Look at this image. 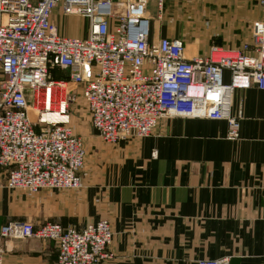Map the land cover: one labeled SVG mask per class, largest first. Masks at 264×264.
Listing matches in <instances>:
<instances>
[{
	"label": "built area",
	"instance_id": "obj_1",
	"mask_svg": "<svg viewBox=\"0 0 264 264\" xmlns=\"http://www.w3.org/2000/svg\"><path fill=\"white\" fill-rule=\"evenodd\" d=\"M153 1L161 21L165 0H0V166L8 189L29 195L81 189L86 145L70 125L78 94L109 145L150 137L172 118L225 120L227 138H239L234 93L253 87L264 93V21L252 24L251 41L239 50L212 45L205 56L189 58L182 40L151 39ZM56 12L86 20L87 37L62 36ZM56 71L65 77L55 78ZM113 237L104 219L81 229L9 222L0 227V264L5 244L15 240L55 242L57 264H104Z\"/></svg>",
	"mask_w": 264,
	"mask_h": 264
},
{
	"label": "crops",
	"instance_id": "obj_2",
	"mask_svg": "<svg viewBox=\"0 0 264 264\" xmlns=\"http://www.w3.org/2000/svg\"><path fill=\"white\" fill-rule=\"evenodd\" d=\"M206 2L180 18L156 17L151 39L182 40L193 58L205 56L212 45L239 50L251 41V25L264 21L258 0ZM194 16L198 26L189 30ZM53 20L62 36L87 37L86 20L59 12ZM189 31L198 36L189 38ZM54 77L65 74L56 71ZM229 80L227 73L224 81ZM238 112L236 140L227 138L225 120L166 119L150 137L115 145H105L93 130L86 145L94 162L86 165L78 191H13L0 166V227L54 222L81 229L104 219L114 232L104 264H197L225 257L230 264H264V93L255 87L236 91L231 114ZM5 249V264L58 260L53 241H12Z\"/></svg>",
	"mask_w": 264,
	"mask_h": 264
},
{
	"label": "rangeland",
	"instance_id": "obj_3",
	"mask_svg": "<svg viewBox=\"0 0 264 264\" xmlns=\"http://www.w3.org/2000/svg\"><path fill=\"white\" fill-rule=\"evenodd\" d=\"M171 1L172 2H169V0H165V4H167L168 7H169V8H167V10L169 11V14H167L168 11L166 12V9L164 7L163 18H166V17L171 16V15H177L176 17L180 18L181 15L183 14V12L188 10V8L192 9V7H195L196 4L198 2H200V1H202V0H171ZM154 2L155 1H153L151 6H153V9L155 8V12H153L151 9H150V12L152 14L153 19H156V17H157V9H156V5H155ZM165 4H164V6H165ZM206 4L211 6V0H207ZM258 4H259L260 7L264 8L263 4L261 3V0H258ZM151 6H150V8H151ZM193 11L196 12V10H193ZM154 15H156L155 18H154ZM67 17H78L81 20H84L83 18H81L79 16H67ZM183 19H186L185 16L183 17ZM188 20L190 21L189 26H188L189 30H191L193 27L196 28L198 26V18L197 17H195V18H190L189 17ZM182 22H183V20L180 21V24ZM178 25L179 24H177V27H178ZM250 30H251V28H250ZM186 36H188L189 38L194 39V38H196L198 36V34L192 32V31H189V32H186ZM34 112L35 111H31V117H32V120L35 122L37 120V116L35 115ZM70 119H71L70 125H71L74 133L78 137L83 139V141L85 142L84 145H86V140L87 141L88 140H93V138L91 139L89 136L92 135V132H94L93 131L94 129L91 126V123H90L89 115H88L87 109H86V104H85L84 100L81 99L79 94H78V97H77L75 103L71 105V108H70ZM103 143L105 145H109V144H106L104 141H103ZM85 149L87 151V160H86V165H87V164H89L91 162H94V158H93V155L91 153V149L88 148L87 145L85 146ZM86 165H85V168H86ZM85 168L83 169L82 173L85 171ZM81 179H82V174H81ZM22 193H24L26 195H29V194H27L25 192H22ZM40 193H38V194H40ZM38 194H36V195H38ZM36 195H29V196H36ZM52 223H54V222H52ZM36 226H41V225H36ZM10 242H12V241H10Z\"/></svg>",
	"mask_w": 264,
	"mask_h": 264
}]
</instances>
